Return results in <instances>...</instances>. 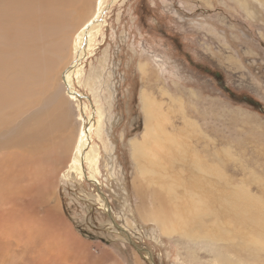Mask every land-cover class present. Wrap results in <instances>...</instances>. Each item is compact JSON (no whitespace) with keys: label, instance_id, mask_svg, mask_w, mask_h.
Returning <instances> with one entry per match:
<instances>
[{"label":"rangeland","instance_id":"rangeland-1","mask_svg":"<svg viewBox=\"0 0 264 264\" xmlns=\"http://www.w3.org/2000/svg\"><path fill=\"white\" fill-rule=\"evenodd\" d=\"M85 1H89L87 12L76 16L75 26L95 13L97 0ZM99 22L101 33L89 48L82 47L81 59L77 60L79 51L72 59L68 49L53 75L56 82L62 69L77 66L70 79L79 97L64 90L71 119L59 130L57 141L68 138L71 145H77L83 139L86 158L96 159L95 167L92 160L85 159L80 167L75 166L73 176L63 178L71 148L56 182L44 177L54 187L53 201L59 205V212L50 220L61 213L72 234L70 240L85 244L77 254L71 249L74 259H81L80 264H264V252L251 245L264 243L263 232L234 222L232 215L230 222L222 216L216 224L214 219L202 217L201 226L192 224L189 217L193 203L208 198L211 210L219 212L226 195L242 193L258 202L262 215L253 211L252 218L264 224V0H106ZM15 24L16 29L24 28ZM139 64H147L156 77L145 75ZM3 73L8 75V71ZM149 88L157 98L161 89L183 98L184 113H172L164 105L161 115L163 128L174 135L185 153L152 147L165 167L149 174L143 165V199L151 216L163 202L174 225L183 226L176 216L184 218L188 230L198 232L196 243L162 235L155 223L138 212L133 182L141 173L130 143L140 141L144 132L140 95ZM21 101L19 105L27 103ZM11 150L15 148L3 153ZM166 183L172 194L161 188ZM47 187L42 191L46 193L49 184ZM34 197L26 198L30 200L27 209L39 215V226L53 201L41 196L40 202ZM162 197L167 199L162 201ZM25 209L18 212L23 214ZM12 223L16 229L22 228ZM217 229L224 233L221 242L200 238ZM15 235L13 252L21 264H41L48 244H55V239L48 238L26 248ZM209 237L207 240H217L219 235Z\"/></svg>","mask_w":264,"mask_h":264},{"label":"bare ground","instance_id":"bare-ground-1","mask_svg":"<svg viewBox=\"0 0 264 264\" xmlns=\"http://www.w3.org/2000/svg\"><path fill=\"white\" fill-rule=\"evenodd\" d=\"M88 2L85 0H0V240L4 241V244L0 245V264H21L20 259L13 252L12 242L15 234L17 240L22 241L23 239L22 245H26V248L30 244H38L41 240L47 242L48 238L49 240L55 239V244L46 245V253L48 254H43L45 257L39 261L41 264H56V261L60 264H80L78 262H81V259H74L71 249L76 253L78 248L83 249L85 244L70 240L69 235L72 234L67 229L61 213L60 217L50 220L55 212H59V205L55 199L53 201L54 187H50V181H45L44 177L47 176L49 180L56 182L59 172L65 167L69 158L71 148V158L68 167L63 172V178L69 175L73 176L75 166L79 165L80 167L85 159H88L89 162L92 160L94 167L96 166L94 157L86 158V144L81 143L83 139L81 142L78 141L77 145L74 142L71 145L67 140L68 138L57 141L59 130L61 127H66L71 119L69 115L71 106L67 99H64V90L71 97H79L73 91L74 86H72L70 79L71 73L75 71L77 66L64 68L66 71L62 69L59 78L56 77V82L53 80L56 68L63 61L68 49L72 59L79 51L80 54L78 53L77 58L79 60L82 56V47L86 45L89 48L101 33L103 25L99 22V16L105 8L106 0H97L95 13L90 19L81 22L79 26L74 25L75 22L73 21L76 16L86 14ZM15 22L17 27L24 28L16 29ZM6 60L10 62L8 70H6ZM139 70L143 71L145 75L153 74V72L151 74L152 70L147 64H139ZM3 71L6 73L8 71V75L4 74ZM153 77L156 75L153 74ZM153 90V88H149L148 91L143 89L141 92L140 103L144 132L140 141L133 140L130 143L132 156L141 173V176L133 182L134 194L139 202L137 205L138 212L142 214L144 220L155 223L162 235L166 237L178 236L196 243L199 238L198 232L196 230L189 231L190 227L185 225L184 218L176 216L183 226L174 225L176 222L173 224L172 217L164 211L163 202L157 205V210L151 216L152 211L147 207V201L143 199V183L146 184V178L143 176L145 173L143 165L146 164V171L149 174H154V169H164L165 167L164 159L160 154L158 155L159 152H153L152 147H158L160 152L171 150L182 155L185 153L183 147L174 139V135L163 128L164 119L161 115L164 105L172 113L179 115L184 113L183 107L186 105L183 98L174 96L165 89L159 91L160 98H157L152 93ZM21 100L27 103L19 105L18 102H22ZM165 124L164 121L163 125ZM166 127L168 128V126ZM8 138H10L9 142L6 141ZM10 148H15V150L3 153ZM15 152L19 154L13 156ZM63 156L66 158H62ZM142 177L144 178L143 183ZM48 184L50 188L45 193L42 189ZM166 184L167 186L160 185L161 188L165 189L168 194H172L173 189L169 183ZM179 184L177 183V185ZM185 193L188 194L187 189H185ZM196 195L198 194L196 193ZM34 196H40V199L36 197L40 202L43 200H41V196H44L48 201H53V206L46 211L49 212V215H44V222L39 226V215L34 212L35 210L28 211L29 205L27 203H30V197ZM27 197L29 199H26ZM166 199L167 197H162V201ZM210 201L207 198L193 203L194 200L192 199L191 203L195 205L191 210L189 209L192 224L201 226L200 219L202 217L212 218L214 219L213 224H216L220 217L226 216L230 222L229 217L232 215L234 222L247 227L251 225L256 231L264 233V224L259 221L260 219L252 218L253 211L255 215H262V210L257 207L258 202L253 201L249 195L242 193L234 196L226 195L225 199L220 202L221 209L219 212L211 210L213 208L208 205ZM165 204L167 205V203ZM24 206H26L25 212L19 213V208ZM145 213L150 216L145 217ZM8 216L11 217L12 221ZM49 220L52 222V232L49 228ZM12 222L17 223L18 227L22 228H17L19 230L17 231ZM190 222L188 221V225L195 227ZM112 225L119 233L125 235L127 241H130L123 230L121 231L113 223ZM221 232L222 230L217 229V232L208 233L212 239L219 235L217 240H207L210 238L208 234L202 235L200 238L211 243L221 242L224 234ZM21 233H25L24 238ZM251 245L264 252L262 241L261 244L254 242ZM36 251L38 252V250ZM39 255L42 256L41 253ZM36 257L38 258V256ZM255 262L254 264H260L258 261ZM87 263L89 262L85 261L84 264Z\"/></svg>","mask_w":264,"mask_h":264}]
</instances>
